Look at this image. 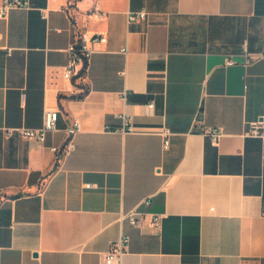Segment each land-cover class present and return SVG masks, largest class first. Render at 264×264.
<instances>
[{
	"label": "crops",
	"instance_id": "crops-1",
	"mask_svg": "<svg viewBox=\"0 0 264 264\" xmlns=\"http://www.w3.org/2000/svg\"><path fill=\"white\" fill-rule=\"evenodd\" d=\"M28 2L0 18V264H102L122 234L121 264H264V57L241 49L264 47V0ZM95 33L106 41L64 81L68 44ZM46 108L43 143L5 134ZM121 113L135 132L104 130ZM259 119L262 136L246 134ZM131 208L160 226L119 218Z\"/></svg>",
	"mask_w": 264,
	"mask_h": 264
},
{
	"label": "built area",
	"instance_id": "built-area-1",
	"mask_svg": "<svg viewBox=\"0 0 264 264\" xmlns=\"http://www.w3.org/2000/svg\"><path fill=\"white\" fill-rule=\"evenodd\" d=\"M76 0H68L69 4L75 3ZM28 0H0V18H5L8 10L12 8H26L28 7ZM92 14L98 16L101 14V10L98 5H94L92 8ZM146 16V12L144 10H128L126 12V19L128 22H132L138 19H143ZM106 36L101 33H95L90 38H86L83 35H78L76 39L70 42L66 48L68 52V60L62 66V76L64 81H71L77 65L80 63L83 66H86L91 54L94 51L93 46L95 44L105 42ZM5 48L6 54L10 53V48H6L0 45V49ZM242 53L245 56L244 63L249 64L254 60L264 57V47L260 51L250 52L245 43L241 46ZM123 53H126V48H121L120 50ZM225 65L234 64V60L231 57H227L225 59ZM153 106L152 102L146 104L147 109H151ZM58 109H49L46 108L42 112V122L38 127H25L19 126L15 128L6 127L4 128V132L7 136H11L13 133H16L22 138L33 139L37 142L43 143L46 140L47 134L54 132L57 130V119H58ZM118 117L121 120V124L119 126H109L105 125L104 130L106 131H115L121 133H132L135 132L134 127L131 123L130 117L121 113L118 114ZM262 127L263 121L262 119L254 120L249 122L248 130L246 134L251 136H262ZM80 129L79 123L77 120H73L71 124L66 128V140L62 147L50 146V149L53 152L66 151L70 148V138L78 132ZM202 133L208 136L212 143H217L219 137L222 132L217 127L205 126L202 128ZM163 146L166 147L168 144V132L163 130L161 133ZM89 186V184H86ZM144 203H148V200H144ZM149 215L148 224L150 227L158 228L161 223V218L163 214L159 213H147L144 211H140L136 208H131L129 210H125L120 213V219H126L131 224L135 226H140L145 216ZM128 245V237L124 234L120 235L116 240L111 242L108 245L106 250L103 263L102 264H121L123 256L127 252Z\"/></svg>",
	"mask_w": 264,
	"mask_h": 264
},
{
	"label": "trees",
	"instance_id": "trees-1",
	"mask_svg": "<svg viewBox=\"0 0 264 264\" xmlns=\"http://www.w3.org/2000/svg\"><path fill=\"white\" fill-rule=\"evenodd\" d=\"M84 69H85V66L82 67V72H81V74L84 73ZM81 74H80V75H81Z\"/></svg>",
	"mask_w": 264,
	"mask_h": 264
}]
</instances>
